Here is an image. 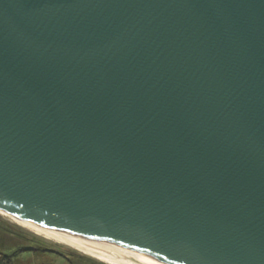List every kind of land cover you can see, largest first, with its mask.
I'll return each mask as SVG.
<instances>
[{
    "label": "water",
    "instance_id": "obj_1",
    "mask_svg": "<svg viewBox=\"0 0 264 264\" xmlns=\"http://www.w3.org/2000/svg\"><path fill=\"white\" fill-rule=\"evenodd\" d=\"M0 209L141 264H264V0H0Z\"/></svg>",
    "mask_w": 264,
    "mask_h": 264
},
{
    "label": "rangeland",
    "instance_id": "obj_2",
    "mask_svg": "<svg viewBox=\"0 0 264 264\" xmlns=\"http://www.w3.org/2000/svg\"><path fill=\"white\" fill-rule=\"evenodd\" d=\"M0 261L9 264H108L45 238L1 214Z\"/></svg>",
    "mask_w": 264,
    "mask_h": 264
},
{
    "label": "bare ground",
    "instance_id": "obj_3",
    "mask_svg": "<svg viewBox=\"0 0 264 264\" xmlns=\"http://www.w3.org/2000/svg\"><path fill=\"white\" fill-rule=\"evenodd\" d=\"M0 214L4 215L6 217H9L11 220L15 221L16 223L30 229L31 231L44 236L45 238L52 239L54 241H57L59 243H63L65 245H68L69 247L74 248L75 250H78L80 252H83L85 254L91 255L99 260H102L108 264H141L136 261H133L129 258H126L124 256H121L119 254H116L112 251H109L107 249H104L100 246H97L95 244H92L88 241H85L83 239H80L76 236H73L71 234H68L64 231L50 228L47 226H43L37 223L29 222L22 220L20 218H17L13 215H10L3 210L0 209Z\"/></svg>",
    "mask_w": 264,
    "mask_h": 264
},
{
    "label": "trees",
    "instance_id": "obj_4",
    "mask_svg": "<svg viewBox=\"0 0 264 264\" xmlns=\"http://www.w3.org/2000/svg\"><path fill=\"white\" fill-rule=\"evenodd\" d=\"M0 264H9V263H5V262L0 261ZM41 264H51V263H41Z\"/></svg>",
    "mask_w": 264,
    "mask_h": 264
}]
</instances>
